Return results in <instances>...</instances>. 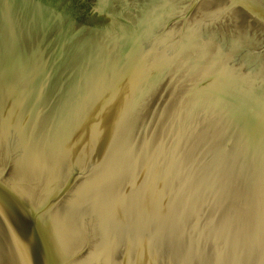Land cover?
Instances as JSON below:
<instances>
[{"label":"water","instance_id":"obj_1","mask_svg":"<svg viewBox=\"0 0 264 264\" xmlns=\"http://www.w3.org/2000/svg\"><path fill=\"white\" fill-rule=\"evenodd\" d=\"M0 264H264V0H0Z\"/></svg>","mask_w":264,"mask_h":264}]
</instances>
